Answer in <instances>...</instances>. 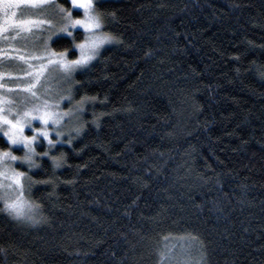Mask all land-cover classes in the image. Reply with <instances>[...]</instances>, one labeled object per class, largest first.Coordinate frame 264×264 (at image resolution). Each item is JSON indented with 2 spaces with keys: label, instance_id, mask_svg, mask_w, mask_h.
<instances>
[{
  "label": "trees",
  "instance_id": "trees-1",
  "mask_svg": "<svg viewBox=\"0 0 264 264\" xmlns=\"http://www.w3.org/2000/svg\"><path fill=\"white\" fill-rule=\"evenodd\" d=\"M100 3L113 42L64 86L71 144L24 168L36 218L0 211V264H264V0Z\"/></svg>",
  "mask_w": 264,
  "mask_h": 264
},
{
  "label": "rangeland",
  "instance_id": "rangeland-1",
  "mask_svg": "<svg viewBox=\"0 0 264 264\" xmlns=\"http://www.w3.org/2000/svg\"><path fill=\"white\" fill-rule=\"evenodd\" d=\"M50 2L52 0H47L44 4L21 5L19 8L12 9V11L17 13L14 17L15 20L24 19L33 22L26 25L24 29H9L5 23L3 7L0 6V26L5 28L4 31L0 32V115L6 116L14 122L20 120L24 125L23 131L25 135H37L38 139L32 141L30 145L35 149L40 141L39 139L43 138L42 135L33 131L35 128L47 127L49 129V138H52L56 132L64 133V131L67 132V130L71 129H69L70 124H68L71 117L68 116L60 117L61 123L58 125L52 124L51 121H49L48 125H44L35 118L39 112L43 111H54L57 113L71 111L69 109L66 110L68 100L59 99L61 95L64 96V86L68 83L61 79L63 70L59 67V63H56L47 78H40L43 84L36 79V69L39 67L40 61L35 60V57L47 56L54 61H59V54L62 52H56L51 48V40L61 35L68 36L67 33L59 31L60 28L68 23L64 19V14H60L58 12L60 9L54 8ZM9 15H11V12ZM80 16L83 17V10H80ZM68 28L72 33L75 30L82 31V36L75 45L82 43L86 35L84 30L79 26L72 28L71 25H68ZM52 31H55L56 35L51 40H48L47 46H45V39ZM110 44H106L103 48ZM75 45V56L69 58L67 52H64L66 59H76L79 56V50L75 48ZM52 53L56 55L53 56L51 55ZM21 57H24V59L21 60ZM45 71H47V68ZM32 92H35L36 95L33 96ZM57 103L59 107H56ZM25 113H30V115L25 116ZM74 117L72 116V118ZM28 121H30L31 126ZM8 130L9 126L0 121V143L6 145L5 147H2V144L0 145V152L11 151L12 155L18 156L20 159L12 161L8 157L0 156V211L10 214L9 210H6V203L14 201L22 192L23 199L26 201L24 211L32 217L31 220H34L37 211L24 193L26 190L25 176L20 177L19 186L14 183L11 177L13 176V170L26 172L24 168L28 169L29 167L28 161L24 158L31 156L32 160L35 153L29 152V149L23 144H10L8 138L3 135ZM28 205H31V208ZM11 215L16 217L14 214ZM16 218L31 221L24 217Z\"/></svg>",
  "mask_w": 264,
  "mask_h": 264
},
{
  "label": "snow or ice",
  "instance_id": "snow-or-ice-1",
  "mask_svg": "<svg viewBox=\"0 0 264 264\" xmlns=\"http://www.w3.org/2000/svg\"><path fill=\"white\" fill-rule=\"evenodd\" d=\"M47 0H0V6L3 7L5 13V23L9 29H24L26 25L33 23L30 20H15L14 17L17 15L16 12L12 11L14 8H19L21 5H37V4H44ZM65 4H70V8H65L63 5H60V11L64 14V19L68 22L59 31L67 33L69 37L78 38L80 35L77 32L76 36H73V33L69 31L68 25H71L72 28H77L79 26L84 30L85 39L82 43L76 44L75 48L79 50V56L76 59H66L64 57V52H67L69 56L75 55V52L70 51L69 48H65L64 52L60 53L59 61H54L50 57H35V60L40 61L39 67L36 69V79L38 82L43 84V81L40 80L41 77L47 78L48 74L53 70V67L56 63H59V67L63 70L61 73V79L66 82H70V89L71 85H80L82 82L75 79L74 73H77L78 69H86L90 62L93 60H97L101 57V49L106 45L113 42V37L104 34L101 29L103 22L108 19L109 16L114 17V13H97V7H103L100 3V0H64ZM80 10H83V17L80 16ZM11 12V15L9 13ZM5 28L0 26V32L4 31ZM56 35L55 31L49 33V36L45 39V46H47L48 40H51L53 36ZM53 43H56L55 41ZM51 55L55 56V53ZM24 57H21L23 60ZM52 66V67H48ZM47 68V71L45 69ZM78 91V89H77ZM32 95L35 96L36 93L32 92ZM60 100H68L71 101L72 97L69 95L65 97L61 95L59 97ZM92 100L95 97L90 98ZM56 107H59L57 103ZM39 111V110H38ZM83 107L82 104L78 110L68 111V112H54V111H43L39 112V114L35 117L36 119L40 120L44 125H48L49 121L52 122L54 125H58L61 123L60 117L68 116L72 117L73 115L79 117L82 113ZM30 115V113H25V116ZM0 121L4 124L9 126V130L4 132L3 135L8 138L10 144H23L25 147L29 149V152L35 153L40 156L48 157L49 153L47 151L42 153H36V149L31 147L32 141H36L38 139L37 135H25L23 128L24 125L20 120H13L8 119L6 116L0 115ZM29 125L31 126L30 121H28ZM54 130V129H53ZM35 133H38L43 136L44 140H47L48 145L50 147L55 146L57 140H53L49 138V129L47 127L42 128H35L33 130ZM77 135L80 132V129H75ZM56 136L59 139L61 136L60 132H56ZM72 136L71 130L69 133V139L67 141H63L64 143L71 144ZM0 156L8 157L10 160L15 161L19 160L20 157L12 155L11 151L0 152ZM28 161V167H39L41 165H36L34 161L31 160V156H26L24 158ZM53 161L54 167H59L60 164L57 163L56 158H51ZM26 175L24 172H18L13 170V176L11 179L14 181L16 185H20V177ZM31 179L30 177H28ZM34 183H48V181H34ZM11 187V185H9ZM26 201L23 199V193L21 192L17 198L10 202L6 203V210H9L10 214H14L16 217H24L27 219H32L30 215H28L24 211V205ZM31 208V205H28Z\"/></svg>",
  "mask_w": 264,
  "mask_h": 264
}]
</instances>
